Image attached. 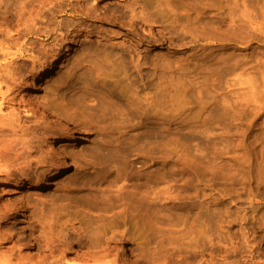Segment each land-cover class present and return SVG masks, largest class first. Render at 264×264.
<instances>
[{
	"label": "rangeland",
	"instance_id": "rangeland-1",
	"mask_svg": "<svg viewBox=\"0 0 264 264\" xmlns=\"http://www.w3.org/2000/svg\"><path fill=\"white\" fill-rule=\"evenodd\" d=\"M2 2L0 264H264V0Z\"/></svg>",
	"mask_w": 264,
	"mask_h": 264
},
{
	"label": "bare ground",
	"instance_id": "bare-ground-1",
	"mask_svg": "<svg viewBox=\"0 0 264 264\" xmlns=\"http://www.w3.org/2000/svg\"><path fill=\"white\" fill-rule=\"evenodd\" d=\"M2 1H3V0H2ZM5 1H6V2H5ZM96 1H97V0H96ZM2 3H5V5H8V3H10V2L7 3V0H4V2H2ZM6 3H7V4H6ZM10 4H11V3H10ZM81 4H82V3H81ZM95 4H96V3H95ZM95 4H94V5H95ZM11 5H12V4H11ZM86 5H87V4H86ZM94 5H91V6H94ZM97 5H98V4H97ZM97 5H95V6H97ZM81 6H83V5H81ZM129 6H130V5H129ZM129 6H128L127 10L129 9ZM0 7H3V6L0 5ZM4 7H6V6H4ZM7 7H8V6H7ZM9 7H10V5H9ZM9 7H8V10H9ZM12 7H13V5H12ZM17 7H18V6H17ZM17 7H15L16 10H18ZM126 7H127V6H126ZM10 8H11V7H10ZM81 8H82V7H81ZM83 8H86V7L84 6ZM83 8H82V10H84ZM87 8H90V7H87ZM96 8H98V7H93V8L87 9V12H85V15H87V17H91V16H92V17H95V18H96V17H99V15H98V13H97V10H98L99 8H98V9H96ZM120 9H121V8H120ZM2 10H3V9L1 8V12H2ZM100 10H101V9H100ZM125 10H126V9H125ZM129 10H130V9H129ZM131 10H132V9H131ZM4 11H5V13L8 12V11L6 10V8L4 9ZM4 11H3V12H4ZM10 11H11V10H10ZM10 11H9V12H10ZM32 11H33V9H32ZM77 11H78V10H76V12H77ZM1 12H0V13H1ZM12 12H13V11H11V13H12ZM14 12H16V11H14ZM14 12H13V13H14ZM18 12H19V11H18ZM80 12H81V10H80ZM101 12H102V11H100V13H101ZM106 12H108V11H106ZM123 12H124V10H123ZM128 12H129V11H128ZM32 13H33V12H32ZM81 13H82V12H81ZM81 13H80V14H81ZM103 13H104V12H103ZM132 13H133V11H132ZM14 14H15V13H14ZM20 14H21V12L19 13V16H20ZM107 14H108V13H107ZM110 14H111V13H110ZM124 14H126L125 16L128 15L126 11H125ZM133 14H134V13H133ZM17 15H18V14H17ZM30 15H31V14H30ZM30 15L28 16V19H27V17H25V16H24V18H26V20H29V17H30V19H31V16H32V15H31V16H30ZM81 15L84 16L83 14H81ZM104 15H105V16H103V17L105 18V17H106V14H104ZM135 16H136V13H135ZM92 17H91V18H92ZM111 17H112V16H111ZM133 17H134V16H133ZM33 18H34V17H33ZM95 18H94V19H95ZM99 18H100V17H99ZM92 19H93V18H92ZM96 19H98V18H96ZM100 19H103V18L101 17ZM100 19H99V20H100ZM134 19H135V17H134ZM111 20H112V19H111ZM105 21H106V20H105ZM133 21H134V20H133ZM78 24H79V23H78ZM80 24H81V23H80ZM80 24H79V26H80ZM29 26H30L29 28L31 29V25H29ZM61 26H62V25H61ZM33 28H34V27H33ZM27 29H28V28H27ZM76 29H77V28L75 27V30H76ZM77 30H78V29H77ZM32 31H34V30H30V32H29V30H28V33H32ZM26 32H27V31H26ZM36 32L38 33V31H36ZM78 32H79V30H78ZM25 34H26V33H25ZM52 35H53V34H52ZM26 36H27V35H26ZM29 37H30V36H29ZM1 46H2V45H1ZM59 46H60V45H59ZM2 48H4V47H1V48H0V53H1L2 50H3ZM44 48H45V47H44ZM50 48H51V47H50ZM50 48H49V49H50ZM53 48H54V47H53ZM59 48H60V47H59ZM41 50H42V49H41ZM54 50L56 51V49H54ZM59 50H60V49H59ZM7 51H8V50H7ZM23 51H24V50H23ZM50 51H51V50H50ZM5 52H6V51H5ZM10 52H12V51L6 52V55H9ZM20 52H21V50H20ZM43 52H47V50H46V51H43ZM57 52H58V50H57ZM57 52H56V53H57ZM17 53H18V52H17ZM49 53H50V52H49ZM49 53H48V55H49ZM51 53H55V52L52 51ZM51 53H50V54H51ZM56 53H55V54H56ZM46 54H47V53H45V54H43V55H46ZM25 55H26V52H22V53H21V56H22V57H25ZM52 55H53V54H52ZM15 56H16V55H15ZM61 56H62V54H61V55H57L56 58H55L54 60L51 59L52 62H51V64H50V69L48 70V73H49V74L55 72V70H56L57 67H58L57 61H58V59L61 58ZM6 57H7V56H6ZM17 57H20V56H17ZM51 57H52V56H51ZM53 57H54V55H53ZM49 58H50V57H48V58L46 57V59H49ZM11 59H12V58H11ZM13 59H14V58H13ZM13 59H12V60H13ZM15 59H17V58H15ZM46 59H45V60L42 59L40 62H42L43 60L46 61ZM61 61H62V60H61ZM8 62H9V61H8ZM46 62H47V61H46ZM72 62H73V61H72ZM42 63H43V62H42ZM47 63H48V62H47ZM49 63H50V61H49ZM70 63H71V62H70ZM2 64H3V63H2ZM47 65H48V64H47ZM72 65H73V63H72ZM41 66H43V64H41ZM1 67H2V66L0 65V68H1ZM70 67H71V66H70ZM2 68H6V67H2ZM44 72H45V71H44ZM42 73H43V72H42ZM48 73H47V74H48ZM47 74H43V75H47ZM2 95H4V94H2ZM4 96H5V95H4ZM6 99H7V98H5V100H6ZM2 102H3V101H2ZM1 106H2V103L0 102V110H1ZM55 171H56V172H54V174H51V176H50L46 181H44V182H38V184L36 185V187L47 186V185L50 183V179H52V178L54 177V175H57L58 173L61 172V170H59V169H57V170H55ZM39 179H40V178H39ZM16 181H19V180H16ZM22 184H23V182L20 181L19 184H16V185H22ZM21 200H22V199H21ZM29 200H30L29 197H28V196H25V197H23V200H22V201H24V203H21V204H25V202H27V201H28L27 203H29ZM16 202H18V199H17L14 203L17 204ZM19 202H20V201H19ZM19 202H18V203H19ZM13 211H14V209H13ZM1 234H3V233H1ZM1 234H0V235H1ZM3 235H4V234H3ZM5 237H6V236H5ZM44 238H45V236H44ZM44 238H43V239H44ZM41 239H42V237H41ZM45 239H47V237H46ZM49 239H50V238H48L47 240H49ZM71 239H72V238H71ZM71 239H70V240H71ZM47 240H46V241H47ZM38 241H39V239H38ZM41 241L43 242V240H41ZM41 241H40V243H41ZM46 241H45V242H46ZM73 241H75V240H73ZM77 241H78V240H77ZM79 241H80V239H79ZM81 241H82V240H81ZM45 242H44V243H45ZM69 242H70V241H69ZM71 242H72V240H71ZM71 242H70V243H71ZM67 243H68V242H67ZM45 244H47V243H45ZM77 244H78V242H77ZM79 244H80V243H79ZM81 245H83V244L81 243ZM68 246H69V245H68ZM72 246H73V245H72ZM42 255H43V254H42ZM42 255H41V257L39 256L41 259H43L45 256H46L47 258L49 257L48 253L45 254V256H44L43 258H42ZM47 255H48V256H47ZM51 255H52V254H51ZM4 256L6 257V255H4ZM17 256H18V255H17ZM19 257H21V256H19ZM22 258H23V257H22ZM52 258H53V257H52ZM9 259H10V258H9ZM18 259H19V258H18ZM41 259H40V260H41ZM49 259H50V258H49ZM58 259H59V258H58ZM16 260H17V259H16ZM20 260H21V259H20ZM44 260H46V259H44ZM44 260H43V262H44ZM47 260H48V259H47ZM11 261H12V260H11ZM41 261H42V260H41ZM55 261H56V263H57V260H56V259L53 261L54 263H53V262H52V263L55 264ZM38 262H39V261H38ZM43 262H41V263H43ZM46 262H48V261H46ZM11 263H12V262H11ZM39 263H40V262H39ZM49 263H51V260H50ZM52 263H51V264H52Z\"/></svg>",
	"mask_w": 264,
	"mask_h": 264
}]
</instances>
